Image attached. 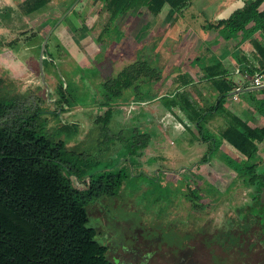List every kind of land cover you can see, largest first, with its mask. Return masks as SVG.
<instances>
[{
	"label": "rangeland",
	"instance_id": "1",
	"mask_svg": "<svg viewBox=\"0 0 264 264\" xmlns=\"http://www.w3.org/2000/svg\"><path fill=\"white\" fill-rule=\"evenodd\" d=\"M58 3V0H53L46 10L52 9ZM225 4L226 0H192L191 5L181 12L173 11L165 5L160 17L155 18V30L150 29L160 35L170 22H175V28L178 27L179 33L184 35L185 43L183 40L179 47L185 49L181 54L187 61L194 56L202 35L210 32L204 26H207L210 18L215 19V13L221 12V7L225 8ZM0 9V15L3 16L5 12L3 8ZM73 13L74 10L68 13L63 23L77 24L79 18ZM223 14H226V10ZM174 15L176 16L173 21ZM225 16L227 15L220 17ZM39 17L36 15L35 18ZM145 19L146 15L143 16V21ZM58 21L59 19L53 25ZM143 21L138 26L139 31L149 26L145 27ZM35 25L36 23L27 28L32 38L28 40L26 35L21 36L25 41L23 43L15 41L20 38L18 36L12 39L11 48L4 56L14 59L17 56L15 48L25 43L32 45V59L28 67L39 75L41 67L37 64L38 47L42 36H34L36 32L33 29L38 30ZM60 26L54 30L55 35L60 36L63 30H60ZM48 28L49 26L43 29V32L48 31ZM100 28L101 24L96 26V31ZM150 29L145 30L147 33L141 31L144 32V43L150 41ZM19 33L23 35L24 32ZM11 37L13 35L9 36ZM24 57L26 65V56ZM160 63L162 62L159 61V65ZM5 65L0 62V96L15 98L16 108L22 109L24 115L37 110L39 116L36 122L41 123L46 131L64 139L69 147L87 150L96 158H103L101 160L111 163L118 154L115 149L123 143L119 139L128 143L131 140L130 133H135V128L131 125L132 119L120 117L109 123V133L105 130V133L100 134V130L93 124L95 108L83 112V108L78 106L71 109L67 107L62 111L59 108L63 106L60 102L48 100L55 97L51 84L43 87L27 83L23 80L27 78V69L23 75H19L8 71ZM159 88L166 93L171 92L173 86L165 83ZM249 95L251 104L256 101L257 96H263L264 91H250ZM162 100H153L152 105L143 109L141 116L136 119V134L149 133L146 129L151 124L158 130L149 137L141 156L133 157L132 160L145 161L151 155L160 157L154 153L161 151L160 153L165 154L162 157L167 156L172 160L186 158L188 162L174 161L169 167L157 164L135 167L116 196H102L88 206V225L95 228L97 239L107 245V258L113 263L123 264H264V221L257 220V215L264 212V204H255L253 196L255 190H263L264 184L244 183L248 173L241 159L245 158L238 157L235 150L232 151L225 144L220 145L211 161L204 162L202 157L207 150L206 143L201 141L195 129L194 134L185 131L175 135L172 131H175L173 125L178 124L177 120L169 118L160 121L161 113H155V117L159 118L152 117V110L157 111L160 105L158 101ZM256 113L251 114L253 123L263 125L264 117H259ZM207 121L210 122L206 125L215 132L224 123L216 116ZM66 124L74 127L66 128ZM110 133L118 134V141L113 144L101 143ZM259 154L261 158L256 171L259 175L263 174L264 178V141L260 144ZM229 156L232 159H228ZM198 163L200 164L197 165ZM191 189L197 196L192 195Z\"/></svg>",
	"mask_w": 264,
	"mask_h": 264
},
{
	"label": "trees",
	"instance_id": "2",
	"mask_svg": "<svg viewBox=\"0 0 264 264\" xmlns=\"http://www.w3.org/2000/svg\"><path fill=\"white\" fill-rule=\"evenodd\" d=\"M48 1L25 0L22 10L32 12ZM105 1L111 16H127L133 8L157 16L165 5L181 12L189 4V0ZM204 29L216 31L225 40L238 37L239 42L243 41L256 30H264V0L246 3L227 18L209 21ZM253 44L259 61L258 66L246 69L250 75L264 66V44L256 39ZM219 67L217 62L205 68L210 87L217 94L209 109L185 101L182 93L170 99L174 106L184 100L185 106L180 107L187 120L180 116L181 121L187 127L195 124L200 137L209 142L207 154L214 139L203 129L206 110L221 112L225 98L236 88ZM143 70L154 73L146 63ZM132 78L133 75L125 73L102 85L109 106L97 118L102 130L112 116L111 105L116 95L111 86H115L117 93ZM16 101L0 96V264H123L107 258V245L97 239L95 228L88 225V206L102 196H116L130 171L140 168L132 158L147 146L149 133L131 135L128 143L119 139L123 143L116 149L117 156L111 163L105 162L87 150L69 147L64 139L36 122L37 110L24 115L22 109L16 108ZM258 109L264 111V98L259 100ZM228 117L220 137L245 158L241 159L248 173L244 183L264 184L263 174L256 171L264 125H251L234 114ZM116 140L106 135L101 143L113 144ZM207 154L203 155V161Z\"/></svg>",
	"mask_w": 264,
	"mask_h": 264
},
{
	"label": "flooded vegetation",
	"instance_id": "3",
	"mask_svg": "<svg viewBox=\"0 0 264 264\" xmlns=\"http://www.w3.org/2000/svg\"><path fill=\"white\" fill-rule=\"evenodd\" d=\"M58 2L59 12L49 22L48 29L52 32L54 28L61 25L60 30H63L60 32V36L59 34L58 37L56 36L57 41L53 40L54 38H49V35L47 36L39 72V76L45 82L40 86L44 87L49 84L53 86L55 97L48 100L60 102L63 105L59 107L62 111L67 107L71 109V107L81 106L83 112L95 108L96 115L93 124L97 130H100L99 133L103 130L109 133V123L113 122L114 117L132 119V128L136 129V119L141 116L143 109L152 105V101L157 99L159 83L165 81V73L163 74L162 71L164 69L159 67V61L164 63V60L168 59L167 57L174 56V58L176 57L175 64L179 69L184 68V65L189 61V59L186 61L184 55L181 54L185 52V49H180L183 40L185 43L184 35L179 33L178 27L175 28V22H170L167 29L158 35L154 31L155 29L152 31L155 27L154 23L147 21L146 25H149L147 28H152L150 29L152 36H150V41L144 43L142 39L144 32L141 31H145L147 28L139 31L138 26H140L141 18L147 14L139 13L137 8H133L127 16H111L110 11L106 8L105 0H69L68 2L59 0ZM73 10L75 17L79 18L77 24L63 23L66 15ZM57 19L59 21L53 25ZM154 22L156 21L154 20ZM100 24L101 28L96 31V26ZM173 28L174 30H172ZM139 32L141 33L139 34ZM147 32L145 31V33ZM31 36L32 34L28 35V40L32 38ZM44 38L41 37L39 53ZM166 39L170 42H167ZM67 40H72L77 49L74 48L70 52L67 49ZM164 42L166 43L164 44ZM195 60H198V57ZM144 63L154 73L144 71ZM177 66L166 65V73H182L177 70ZM77 68L79 70H76ZM125 73L133 75V78L128 86L121 87L117 93L115 86H111L113 95H116L111 105L112 116L102 130V124L97 122V118L101 117L109 108L106 104L105 93L101 91L102 85H107L111 80ZM193 104L201 108L199 103ZM67 126L74 127L69 124L65 125V127ZM135 129V133L130 134L138 136ZM109 135L118 138V134L110 133ZM190 191L192 195L197 196L193 189ZM255 191L253 194L255 204L259 202L264 204V188ZM257 220L264 221V212L257 215ZM236 242L238 243V239Z\"/></svg>",
	"mask_w": 264,
	"mask_h": 264
},
{
	"label": "crops",
	"instance_id": "4",
	"mask_svg": "<svg viewBox=\"0 0 264 264\" xmlns=\"http://www.w3.org/2000/svg\"><path fill=\"white\" fill-rule=\"evenodd\" d=\"M23 1L25 0H0V8H3V12H5L3 16L0 15L1 17L4 18V19L0 18V62L6 64L4 67L7 68L8 71L10 70V72L12 73L15 72V74L23 75V73L27 69L28 72L27 74H25V77L27 78L23 79L27 83H31V84L35 83L37 85H40L41 83L45 84V82H43L41 77L38 74L33 73V70L28 67L30 64V60L32 59V53H31V49H33L32 45L29 46L27 45L28 43H25V45L23 44L19 46V48H15L14 51L17 56L14 57V59L13 58L11 59V57H8V56L5 57L6 55L4 56L5 52H7L9 48H11L10 41L12 39L17 38L18 36L20 38L15 39V41L23 43L24 38L22 37H25L26 35L28 38V35H29V31H27V28L31 27L35 23H36L35 26L38 27L37 28L38 30L35 31L33 29V32H36L34 36L36 37L37 35L39 37L41 34L42 37H45L48 34L49 29L48 31H45V32H43L44 31L43 29L49 26V22H51V20H53V18H55V16L59 12L57 5L50 10L49 9L46 10V8L53 1V0H49L46 4H44L43 7L37 10H34L32 12H29V13H24L22 10ZM252 1L253 0H226V3H227L225 4L226 7L225 8L221 7L222 11L215 13L217 17L215 16V19H213L212 17L209 19V21H216L218 19L227 18L233 11H235L236 9L242 8L246 3H250ZM191 3H192V0H189V4L185 8H188L191 5ZM17 8L18 10H16ZM224 10H226V14H223ZM1 12H2V9H0V13ZM36 15H38V17L40 15L41 17L35 18ZM223 15H227V16L220 17ZM175 16L176 15L172 17L173 21L175 20ZM157 17H160V14L157 16H154L152 14H147L146 19L144 21H143V17L141 18L140 24L142 21L144 23V26L148 23L147 21L149 22L152 21L154 23V20ZM32 21L35 23L32 24L31 23ZM20 26L21 28H19ZM142 26L143 25H141V27ZM55 29L56 28H54L52 32H50L49 34V38H54L53 40H56V38L58 37V35H55V33H53ZM25 30L27 31L26 33H25ZM172 30H174V28ZM19 32L21 33L24 32L23 33L24 36L22 34L20 35ZM10 35H13V37L9 38ZM254 39L264 44V30H256L250 37L240 42H239L238 37H235V38L231 37L228 40H225L220 35H218L216 31L210 30V32H206L202 35L200 45L197 47L194 56L191 59H189L186 65H184V68L179 69L177 64H175L176 57L174 58V56L167 57L168 59L164 60V63H160L159 65L161 66L160 68L164 69L162 70L163 74L165 73L164 74L165 81H162L161 83H159V86L162 87L163 84L169 83L170 87L173 86V89L171 92H166V93L163 91H160L159 89V92H157V94H159L158 97H160L159 99H163V100L161 102L158 101V104L160 105L157 111H154V109L152 110L153 111L152 117L159 118L158 116L155 117V113L156 114L158 113L157 115L161 113L162 116L159 118L160 121L166 120L169 118L170 119L174 118L175 120H177V123L179 124V126L178 124L177 125L174 124L173 127L175 128L174 129L175 131H172V133L175 135L178 132L181 133L185 131H189L194 134L193 129L197 131V128L195 126H191V127L184 126L183 122L181 121V117L187 120L186 114L180 107L184 105L185 103L184 100L185 101L187 100L188 102H192V103H199V105H201L200 106L201 108L206 107L207 109H209V107L214 103V101L217 100V94L211 89L210 84L207 80V77L205 76L206 67L219 62L220 63L219 68L224 69L226 71L225 77L228 80H230L232 83H234V85H236V88L234 89L236 91L233 92L234 91L233 90L232 93L228 94V96L225 98V101L223 104L224 109H222L221 112L216 111V109H213L211 111L206 110L208 112H206L205 119L202 122L203 129L213 135L214 141L210 142L212 147H211L210 152H208L207 154L208 149H210L209 142L199 137L202 142L206 143V147H207V150L204 153V155L207 154V159L205 158L206 159L205 162L209 161L213 154H216L220 145L222 144H225L227 148L232 149V151L235 150L232 148L231 145H229L224 139L220 137V133L222 132L224 127L227 125V120L229 118L228 114L237 115L243 118L245 121H247L251 125L256 124V123H253L251 114L257 112L256 114L257 115L259 114L258 115L259 117H262V118L264 117V111H260V109H258L259 100L261 98H264V95L259 96V97L257 96V100L255 102L252 101L251 104L249 103L250 102L249 98L251 97L249 95L250 91H253V92L257 90L264 91V88H256V87H253L249 83L251 75L246 71V69H248L251 65H254V67L258 66L259 58H258V53L253 44ZM66 45H67V49L70 52H72L73 49L76 48V45L73 43L72 40H69V41L67 40ZM51 46L53 47V45ZM38 53H39V50H38ZM23 55L26 56V59H25L26 65L24 64L23 58L25 57ZM196 57H198V60H195ZM239 58L240 59L242 58V59L239 60ZM37 64L38 66L41 67L40 62L39 63L37 62ZM171 64L174 66L176 65L177 70L182 71V73H178V72L171 73V74L166 73L167 68H165V66L171 65ZM0 78H2V76H0ZM179 93H182L184 100L183 102L177 100L180 102V104L174 106L173 104L170 103V99L177 97ZM95 97L97 98L96 95ZM176 111H178V113H176ZM215 116L216 118H219L220 120L224 122L222 127L219 129V131H216V132L213 131V129H211L212 127H209L206 125L208 124V122H210L207 120L214 119ZM257 125L262 126L261 124H257ZM157 130L158 128L156 129L155 127H153L152 124L150 127L146 129V131L150 133L149 137L157 133ZM119 147L121 146L119 145ZM156 152L157 153H154V154L160 157L151 155L149 156L150 158L148 157L147 159H145V161H140V162L135 161V162L139 165V167H144L147 165H156V164L160 166H164V167L165 166L169 167V165L172 164V162L174 161H177V163H180V161L182 160L188 162L186 158H182V159L175 158L174 160H172L168 158L167 156L162 157V156H165V154L160 153L161 151H156ZM234 152L237 153L238 157L240 156L236 150ZM225 157L227 158L228 156L225 155ZM203 159L204 158L202 157V160ZM228 159H232V157L229 156ZM199 164L200 163H198L197 165ZM156 173L155 174L158 175V172Z\"/></svg>",
	"mask_w": 264,
	"mask_h": 264
},
{
	"label": "built area",
	"instance_id": "5",
	"mask_svg": "<svg viewBox=\"0 0 264 264\" xmlns=\"http://www.w3.org/2000/svg\"><path fill=\"white\" fill-rule=\"evenodd\" d=\"M249 83L253 87L257 88H264V66L255 71L251 76H250V81Z\"/></svg>",
	"mask_w": 264,
	"mask_h": 264
},
{
	"label": "water",
	"instance_id": "6",
	"mask_svg": "<svg viewBox=\"0 0 264 264\" xmlns=\"http://www.w3.org/2000/svg\"><path fill=\"white\" fill-rule=\"evenodd\" d=\"M50 31L48 32V34L45 36L42 44H41V49H40V53H39V62L41 63V58H42V53H43V50L45 48V42H46V39H47V36L49 35ZM257 88V87H256ZM236 90H234L233 92H235ZM232 93V92H231ZM229 93V94H231Z\"/></svg>",
	"mask_w": 264,
	"mask_h": 264
}]
</instances>
